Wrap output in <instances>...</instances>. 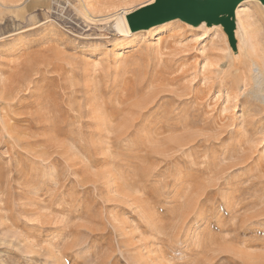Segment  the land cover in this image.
Masks as SVG:
<instances>
[{
	"label": "rangeland",
	"instance_id": "1",
	"mask_svg": "<svg viewBox=\"0 0 264 264\" xmlns=\"http://www.w3.org/2000/svg\"><path fill=\"white\" fill-rule=\"evenodd\" d=\"M37 1L0 31V264H264V6L234 52L117 30L155 0Z\"/></svg>",
	"mask_w": 264,
	"mask_h": 264
},
{
	"label": "water",
	"instance_id": "2",
	"mask_svg": "<svg viewBox=\"0 0 264 264\" xmlns=\"http://www.w3.org/2000/svg\"><path fill=\"white\" fill-rule=\"evenodd\" d=\"M246 1L252 0H155L126 16L131 33L148 31L173 21H181L199 28L222 27L230 47L237 51L236 11ZM264 6V0H254Z\"/></svg>",
	"mask_w": 264,
	"mask_h": 264
},
{
	"label": "crops",
	"instance_id": "3",
	"mask_svg": "<svg viewBox=\"0 0 264 264\" xmlns=\"http://www.w3.org/2000/svg\"><path fill=\"white\" fill-rule=\"evenodd\" d=\"M42 3L41 1L29 0V2L17 8L0 4V31L6 29V27L4 28L6 25H12L11 27H13L16 20H26V17L31 20L39 17L37 14L43 10Z\"/></svg>",
	"mask_w": 264,
	"mask_h": 264
},
{
	"label": "bare ground",
	"instance_id": "4",
	"mask_svg": "<svg viewBox=\"0 0 264 264\" xmlns=\"http://www.w3.org/2000/svg\"><path fill=\"white\" fill-rule=\"evenodd\" d=\"M201 26H204V27H207L205 24H202ZM116 28H117V30L123 35V36H133L134 34L133 33H131V31L129 30V27H128V24H127V21H126V13H124V14H122V15H119L118 17H117V19H116ZM157 27H155V28H153V29H150V30H148V31H146V32H148L147 34H149V32H152V30H155ZM239 33V32H238ZM238 33H237V35H238ZM245 46V45H244ZM243 46V47H244ZM245 49H246V47H245ZM240 50H241V48H240ZM243 50V49H242ZM243 51H245V50H243ZM247 51V50H246ZM244 53V52H243ZM246 54V53H245ZM261 66L262 65H260V62H252L251 61V63H250V65L248 66L249 67V69H248V67L246 68V69H244L245 70V72L246 73H248V71H250V72H252L253 71V68L254 67H257V68H259V70H262V68H261ZM242 67V66H241ZM256 68V69H257ZM263 70H264V68H263ZM262 73V72H261ZM263 74V73H262ZM259 75V74H258ZM256 77V76H255ZM254 78V76H252V79ZM259 86V85H258ZM253 88V87H252ZM6 94V93H5ZM13 100V99H12ZM9 102V101H8ZM11 102V101H10ZM14 102V101H13ZM42 111V110H41ZM46 111V110H45ZM11 115V114H10ZM41 116V115H40ZM38 117V116H37ZM26 118V117H25ZM32 119V118H31ZM37 119V118H36ZM57 121V120H56ZM21 123V122H20ZM44 130V129H43Z\"/></svg>",
	"mask_w": 264,
	"mask_h": 264
},
{
	"label": "built area",
	"instance_id": "5",
	"mask_svg": "<svg viewBox=\"0 0 264 264\" xmlns=\"http://www.w3.org/2000/svg\"><path fill=\"white\" fill-rule=\"evenodd\" d=\"M63 1H66V0H63ZM67 7H68V6H67ZM67 7H66V8H67Z\"/></svg>",
	"mask_w": 264,
	"mask_h": 264
}]
</instances>
